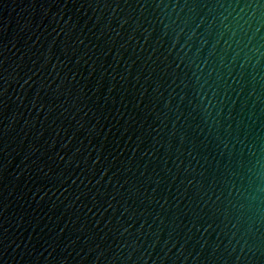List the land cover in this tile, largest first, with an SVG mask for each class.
I'll use <instances>...</instances> for the list:
<instances>
[{"label":"water","instance_id":"95a60500","mask_svg":"<svg viewBox=\"0 0 264 264\" xmlns=\"http://www.w3.org/2000/svg\"><path fill=\"white\" fill-rule=\"evenodd\" d=\"M0 264H264V0H0Z\"/></svg>","mask_w":264,"mask_h":264}]
</instances>
